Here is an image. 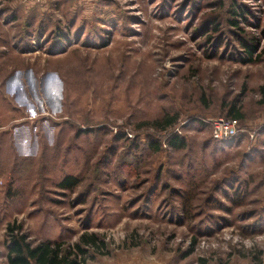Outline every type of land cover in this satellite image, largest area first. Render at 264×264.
<instances>
[{"label":"rangeland","instance_id":"374dc122","mask_svg":"<svg viewBox=\"0 0 264 264\" xmlns=\"http://www.w3.org/2000/svg\"><path fill=\"white\" fill-rule=\"evenodd\" d=\"M30 7L0 0V88L17 91L0 264L14 223L32 244L95 235L84 264H264V0ZM234 115L242 132L214 141L208 121Z\"/></svg>","mask_w":264,"mask_h":264},{"label":"trees","instance_id":"16d2710c","mask_svg":"<svg viewBox=\"0 0 264 264\" xmlns=\"http://www.w3.org/2000/svg\"><path fill=\"white\" fill-rule=\"evenodd\" d=\"M232 24L234 25L235 23ZM245 48L249 50L251 55V48L247 45H245ZM230 119L238 121L239 116L234 115ZM174 122L175 120L173 119L166 124L170 126ZM178 142L183 144L184 141L176 133H173L167 139L168 147H176ZM69 183L70 179H65L60 183V186L65 188ZM5 236L7 264H84L83 258L87 254L84 248H95L94 240L97 238L95 235L89 238L83 236L78 243L66 248L61 244L48 241L32 244L28 236L23 232L22 226L16 223L7 226ZM200 264H206V262L200 260Z\"/></svg>","mask_w":264,"mask_h":264},{"label":"built area","instance_id":"2783aa9c","mask_svg":"<svg viewBox=\"0 0 264 264\" xmlns=\"http://www.w3.org/2000/svg\"><path fill=\"white\" fill-rule=\"evenodd\" d=\"M211 138L219 142H227L237 138L242 130L237 120L230 118H214L209 121ZM2 181L0 180V186Z\"/></svg>","mask_w":264,"mask_h":264},{"label":"crops","instance_id":"0c3cea01","mask_svg":"<svg viewBox=\"0 0 264 264\" xmlns=\"http://www.w3.org/2000/svg\"><path fill=\"white\" fill-rule=\"evenodd\" d=\"M22 1V3H23V5L25 6V8L27 9V10H29V13H30V5H32L33 4V2H34V0H21ZM36 1H39V0H36ZM15 4V3H14ZM1 27V26H0ZM0 48H2V44H0ZM32 75V74H31ZM29 77V76H28ZM15 78H19V75H16L15 76ZM15 78H13V79H11V82L15 79ZM33 86V85H32ZM6 88V90H5V96H3V91H2V89L0 88V104H2V102L7 106V109H8V111H15L17 108H16V106L15 105H13L12 104V101L9 99V96H7V94H14L15 92L17 93V91L14 89L13 91H10L9 92V88L8 87H5ZM33 88V87H32ZM29 89V92H28V94H29V97L25 94V96H24V89H23V96L25 97V101L30 105V87L28 88ZM15 93V94H16ZM33 93H34V88H33ZM48 94V93H47ZM50 95V94H49ZM49 95L47 96V97H49ZM41 100V99H40ZM16 104L18 105V102H16ZM40 105H41V109H43L44 110V107L46 106L43 102H42V100L40 101V103H39ZM24 107H25V105H24ZM27 107V106H26ZM1 119V118H0ZM8 121L6 122L7 124L6 125H8L9 123H11V122H13V121H16V120H12V118L10 117V119H7ZM4 127V126H3ZM3 127H2V129H3ZM6 256V255H5ZM118 258H120L119 256H118ZM120 259H122V257L120 258Z\"/></svg>","mask_w":264,"mask_h":264}]
</instances>
